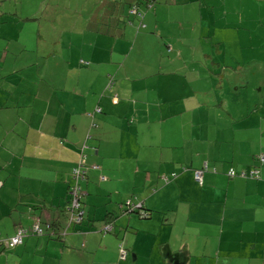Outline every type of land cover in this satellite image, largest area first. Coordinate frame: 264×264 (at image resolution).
<instances>
[{
    "label": "crops",
    "instance_id": "obj_1",
    "mask_svg": "<svg viewBox=\"0 0 264 264\" xmlns=\"http://www.w3.org/2000/svg\"><path fill=\"white\" fill-rule=\"evenodd\" d=\"M111 1L97 14L99 23L107 17L101 25L110 56L83 58L75 79L35 75L6 45L0 52V233L12 235L37 219L54 231L27 236L11 249L0 246V264H264V162L257 161L264 152V113L241 105L231 108L235 118L227 103L230 117L220 121L212 116L217 94L210 105L171 101L182 89L171 84L172 56L191 58L194 77L216 75L213 64L197 61L204 56L197 39L184 38L198 24L199 39L213 35L220 43L218 34L229 27L221 16L227 0H159L150 8L144 0ZM132 4L153 32L136 30ZM174 26L180 37L170 36L165 49L157 31ZM136 44L140 51L155 47L151 62L122 74L123 58ZM239 69L223 80V91L245 90L234 80ZM200 80L186 82L184 90H219L215 81L203 86ZM135 90L144 95L138 106L128 102ZM114 92L122 97L115 96L117 102ZM96 106L101 112L88 115ZM172 123L175 128L167 129ZM80 154L98 168H88L82 182L83 221L60 235L67 226L70 171ZM204 163L200 184L193 170ZM255 166L261 174L255 179L226 174L229 167ZM130 198L149 215L123 214L119 206ZM106 222L113 230L103 234Z\"/></svg>",
    "mask_w": 264,
    "mask_h": 264
},
{
    "label": "rangeland",
    "instance_id": "obj_2",
    "mask_svg": "<svg viewBox=\"0 0 264 264\" xmlns=\"http://www.w3.org/2000/svg\"><path fill=\"white\" fill-rule=\"evenodd\" d=\"M108 1L112 2L111 0H0V52L3 55L6 45L9 51L18 55V61H23L27 70L34 71L35 75L41 72L48 74L50 78L64 75L66 79L73 77L75 79L76 66L84 61L83 58L94 54H104L106 58L110 56V49H105L106 42L102 35L105 27L101 25L107 17L103 16L99 23L100 18L97 16L98 12L100 14L105 12L103 9L100 11L98 9L104 7ZM221 16L222 21L229 27L218 34L220 43L213 40V35L199 39L198 24L195 26V31L184 38L197 39L198 51L204 55L197 61L203 62V65L207 62L213 64L216 75L205 77L202 74L194 77L192 73L195 66L189 67L193 61L191 58L186 59L183 55L177 59L172 56L171 68L175 70L176 77L172 79L171 84L176 87L181 86L182 89L178 97L171 101L192 107L210 105L217 94L219 101L212 116L230 117L226 112L227 103L230 110L234 108L240 111L242 105L244 110L251 113H264V0H227L226 6L221 10ZM192 27L194 24L190 25V28ZM139 32L153 31L147 28ZM157 34L167 49L168 38L180 37V30L177 26L167 29L160 27ZM136 46L137 44L135 47L133 45L131 54L124 56L123 64L119 69L122 74L125 72L131 74V69L136 72L148 68L152 47L145 44L140 51ZM138 51L140 53L137 54ZM68 56L70 61L67 60ZM260 59L262 61L258 63ZM253 62L257 63L253 64ZM250 63H252V71L250 67H245ZM225 66H230L231 70ZM238 68L240 69L234 80L239 82L251 71L252 85L242 91L230 93L223 91V80H229L231 74L233 76L237 73ZM58 78L61 79V76ZM197 79H201L199 83L203 86H210L215 81V87L219 90L213 88L206 91L184 90L186 82L192 81V85L196 86ZM255 80L260 81L255 84ZM163 84L161 82V86ZM106 85L108 89L112 87V85L109 87V80ZM164 90L165 88L158 89L159 93ZM117 94L114 92L111 98L116 96L121 99L122 97ZM143 96L141 90H135L134 95L128 98V102L136 103ZM139 103L140 101L136 106ZM93 112H101V107L96 106L88 115ZM236 114L234 113L235 118ZM128 117L133 119V115L129 114ZM175 125L176 123H172L165 126L167 129H174Z\"/></svg>",
    "mask_w": 264,
    "mask_h": 264
},
{
    "label": "clouds",
    "instance_id": "obj_3",
    "mask_svg": "<svg viewBox=\"0 0 264 264\" xmlns=\"http://www.w3.org/2000/svg\"><path fill=\"white\" fill-rule=\"evenodd\" d=\"M145 5H146V4H145ZM132 6H136V7L138 8V6H137L136 4H132ZM141 13H142V12H141ZM115 99H116V98H114V101H115ZM115 102H117V99H116ZM262 154H264V152L260 153V154L257 156V161H258L259 163H263V162H264V160H261V159H260V155H262ZM81 159H83L82 169H83V171H84L83 175L81 176V178H80V180H79V184H80V187H81V191H80V195H81V196H80V200H79V202H80L79 210L81 211V218H80L79 221H71V215H72V214H76L77 212H76V210H74L73 208H71V195L69 194L70 187H68L69 201H68V205L66 206V211H67V226H66L64 229H62V230L60 231V235H65V234L67 233L69 227H71V226L74 225V224L81 223V222L83 221L84 217H85V216H84V212H83V207H82V197H83V195L86 194V191H85V190L83 189V187H82V182H83V181L86 179V177H87L88 168H98V166H97V165H93L92 167H90V166L88 165V163L86 162L85 156H84L83 154H80V155L78 156V160L76 161V163L74 164V166L72 167V169H71V171H70V183H71V182H74L73 177H72V170H73L74 167H76V166L79 164V161H80ZM230 169H233V170H234V168H233V167H229L228 170L226 171V174H227L229 177H241V178H243V177H249V178L255 179L254 177H252V176L249 175V172H250L252 169L249 170V171H248V170H244V169H242L240 172L234 170V171H235V175H230V174L228 173ZM206 170H207V165H206V163H204L203 166H202L201 168H199V169H195V170H194V173H193V174H194L195 178H196V174H199V178H196V180H197V182H199L200 184L202 183L203 173H204ZM253 170H257V171H258V174L261 175V174H260V168H259L258 166H255V167L253 168ZM197 171H199V172H197ZM241 173H243V174H241ZM175 175H176L175 173H171V176H172V177L175 176ZM168 179H169V177H168V176H165V180H168ZM70 183H69V185H70ZM72 184H73V183H72ZM72 184H71V185H72ZM2 185H3V182L0 180V188L2 187ZM71 185H70V186H71ZM119 207H120V210H121V212H122L123 214L137 213V214L140 215L141 217H147V216L149 215V212H148L147 209L144 208L143 203H142V202H138V201H136V200H134V199H132V198L123 201ZM33 225H38L39 227H41L42 230H43V232H42L41 234L30 233V234L26 235L25 237L30 236V235L41 236V235H44V234H46V233H48V232H50L51 234H54V231L52 230V228H51V226H50L49 223H47V224L43 227L38 219L35 220V221H34L29 227L20 226L19 228L22 227V228H26V229H31V228L33 227ZM108 226H109V227H108ZM19 228H17V230H18ZM17 230L14 232V234L9 235V236H6V237H3V236L1 235V233H0V237H1V238H8V237H11V236H13V235L16 234ZM112 230H113V224H112V222H106V223L103 225V227L100 228V231H101V233H103V234L110 233V232H112ZM25 237H24V238H25ZM24 238L22 239V242H21V243L15 245V246H18V245L22 244L23 241H24ZM0 244H2V242H0ZM15 246H12V247H15ZM120 246H122V247L125 249V257H126L127 249H126V247L124 246V244H123L122 242H120V243L118 244L119 258H120V259H125V257H124V258H121V257H120ZM6 247H7V248H11V247H8V246H6Z\"/></svg>",
    "mask_w": 264,
    "mask_h": 264
},
{
    "label": "built area",
    "instance_id": "obj_4",
    "mask_svg": "<svg viewBox=\"0 0 264 264\" xmlns=\"http://www.w3.org/2000/svg\"><path fill=\"white\" fill-rule=\"evenodd\" d=\"M131 13L135 14L136 16H142V13L138 10V8L136 6H132ZM116 101V99H115ZM260 159L264 160V154L260 155ZM82 165H83V159H81L79 161V164L73 168L72 170V177H73V184L70 186V190H69V194L71 195V208H73L74 210H76V214H72L71 215V221H79L81 218V211L79 210V206H80V191H81V187L79 184V180L81 178V176L83 175L84 171L82 169ZM199 172V171H197ZM230 175H235V171L233 169H230L228 172ZM243 174V173H241ZM249 175L252 177H257L258 171L257 170H251L249 172ZM196 178H199V174H196ZM109 227V226H108ZM43 232L42 228L39 227L38 225H33V227L31 229H26V228H19L16 232L15 235L8 237V238H1L0 237V242H2L3 245L8 246V247H12L15 246L19 243L22 242V239L30 234V233H34V234H41ZM120 257L124 258L125 257V249L120 246Z\"/></svg>",
    "mask_w": 264,
    "mask_h": 264
},
{
    "label": "trees",
    "instance_id": "obj_5",
    "mask_svg": "<svg viewBox=\"0 0 264 264\" xmlns=\"http://www.w3.org/2000/svg\"><path fill=\"white\" fill-rule=\"evenodd\" d=\"M157 1H159V0H144V4H146V7L147 8H150L152 5H153V3H155V2H157ZM131 8H132V5H131V7L129 8V12H130V10H131ZM131 13V12H130ZM131 14H133V13H131ZM134 16H135V18H136V20H137V24H136V30L138 31V30H143V29H145V27H146V24L144 23V21H143V13H142V16L140 15V16H136L135 14H133ZM252 63H250V64H248L247 66H245V67H250L251 68V71H252ZM251 71L249 72V73H247L246 75H245V80H242L241 79V81H240V83H239V87L242 89V88H247L248 86H250V85H252V83H253V79H252V77H251ZM108 76V80H109V87H111V85H113V83H114V78H113V75L112 74H108L107 75ZM257 81L258 80H255V82L254 83H257ZM114 98H116V97H113V99L112 100H114ZM117 99V98H116ZM115 102V101H114ZM115 104V103H114ZM220 121H223L225 118H224V116H222V117H219L218 118ZM219 121V122H220ZM72 169V168H71ZM195 170V169H194ZM194 170H193V173H194ZM73 182H71L70 183V185L72 184ZM70 185L68 186V187H70ZM0 246L2 247V249H11V248H14V247H11V248H7L5 245H3V244H0ZM16 247V246H15Z\"/></svg>",
    "mask_w": 264,
    "mask_h": 264
}]
</instances>
